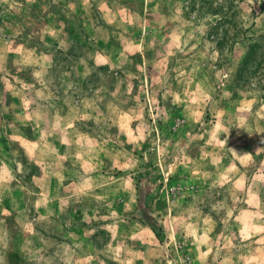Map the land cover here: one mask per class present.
<instances>
[{
  "label": "rangeland",
  "instance_id": "obj_1",
  "mask_svg": "<svg viewBox=\"0 0 264 264\" xmlns=\"http://www.w3.org/2000/svg\"><path fill=\"white\" fill-rule=\"evenodd\" d=\"M0 264H264V0H0Z\"/></svg>",
  "mask_w": 264,
  "mask_h": 264
},
{
  "label": "trees",
  "instance_id": "obj_2",
  "mask_svg": "<svg viewBox=\"0 0 264 264\" xmlns=\"http://www.w3.org/2000/svg\"><path fill=\"white\" fill-rule=\"evenodd\" d=\"M159 232H160V233L162 232L160 228H159ZM159 232L156 233V236H157V237H158V235H159Z\"/></svg>",
  "mask_w": 264,
  "mask_h": 264
}]
</instances>
